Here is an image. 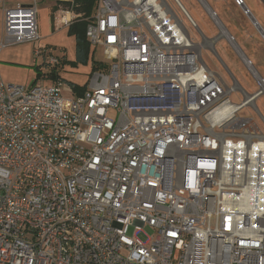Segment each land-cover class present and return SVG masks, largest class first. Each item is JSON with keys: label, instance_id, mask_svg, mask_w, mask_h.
Returning <instances> with one entry per match:
<instances>
[{"label": "built area", "instance_id": "2783aa9c", "mask_svg": "<svg viewBox=\"0 0 264 264\" xmlns=\"http://www.w3.org/2000/svg\"><path fill=\"white\" fill-rule=\"evenodd\" d=\"M0 6V50L39 41L37 0ZM85 37L103 66L80 94L0 73V264H264V130L238 115L264 122L249 62L254 93L207 66L212 40L167 0H97Z\"/></svg>", "mask_w": 264, "mask_h": 264}, {"label": "rangeland", "instance_id": "374dc122", "mask_svg": "<svg viewBox=\"0 0 264 264\" xmlns=\"http://www.w3.org/2000/svg\"><path fill=\"white\" fill-rule=\"evenodd\" d=\"M167 1L172 8L179 13L180 17L183 18L186 27L189 29L191 38L195 42H202L204 37L212 40L217 54L209 47H205L202 50L203 60L210 69L220 74L229 86L233 85L235 79L248 93L256 92L261 86L256 84V80L251 75L252 71L254 72L252 73L253 75H257L256 79H258L260 83L263 82L262 85H264L263 78H261L260 74H258L252 64L246 59L244 55L245 53L243 54L235 42L236 40L239 43L244 52L248 51V45H252V42L251 40H248V37H246L247 40L242 37L238 27H236L237 29L235 28L236 30L232 28V25L235 26L237 18H239L238 20L242 25L246 26L247 31L245 34L256 36L255 32L258 33L248 17L243 13L242 6L237 5L234 0H226V4L231 7L232 11H234L232 14L227 9L221 8L222 0L211 1L213 12L230 28L233 34L231 36L228 33L229 31L227 28L221 23L215 14V19L211 17L208 10L209 8L204 0H179L181 5L194 20L199 30L189 25L188 20H186L174 0ZM245 3L256 14L261 24L264 26L263 0H245ZM38 7L39 11L37 20L39 32H41V21L45 19L46 28L49 24L46 23L47 11H43L40 8V4ZM49 27L51 28V25ZM221 27H223L225 31H228L226 32V35L219 36ZM258 35L260 36L259 33ZM259 44L261 46L260 53H263L264 42H259ZM34 47L40 49L41 54L35 56L31 44L24 46L23 50L20 52L15 51L18 53V55H15V59L18 63H15L11 67L10 70L13 78L11 82L8 83L20 85L28 90L34 85H50L51 83L60 80L64 84L63 94L65 97L74 95L72 93L73 89L70 87L71 83L79 87H82L87 83L92 72V58L96 60L102 57L100 48L91 47L87 61L79 60L76 38L69 33V30L66 27L54 29L53 31L50 29L45 37H42L39 41L35 42ZM238 52L243 54L244 58L238 56ZM52 56L58 58V64L50 65L49 62ZM246 62H249L250 64L251 73L247 69ZM243 99L244 96L241 91L234 92L230 96V100L235 104L241 103ZM256 106L264 117V94L257 98ZM238 115L253 118L257 124L262 125V129L264 130V122L261 116L255 109H253V107H251V105L244 106L238 112Z\"/></svg>", "mask_w": 264, "mask_h": 264}, {"label": "crops", "instance_id": "0c3cea01", "mask_svg": "<svg viewBox=\"0 0 264 264\" xmlns=\"http://www.w3.org/2000/svg\"><path fill=\"white\" fill-rule=\"evenodd\" d=\"M5 1H6V5H13V4L17 3V2H20V3H23V4H31L33 2V0H5ZM64 1H71V0H37V15H38V11H39L38 5L40 4V8L43 11H45V10L47 11V13H46V23L49 24L48 27L46 28L45 21H44L45 19L41 21V25H40L41 32H39L40 39L42 37H45V35H47V33L49 32L50 29H52V31L54 29H59V28H57L55 26V20H56V18L58 16V13H60L61 8H63V4H60L59 2H64ZM204 1L207 4V7L213 12V8H212V5H211V1H213V0H204ZM263 2H264V0H263ZM245 5L248 7V9L252 13V15L256 18L258 23L264 29V26L261 24L260 20L256 16V14L250 9V7L246 3H245ZM221 8L227 9L232 14L234 12V11H232L231 7L226 4V0H222V7ZM185 11H186V9H185ZM186 13L191 18V16L189 15V13L187 11H186ZM215 15L221 21V23H223V21L219 18V16L217 14H215ZM238 19L239 18H237V21L235 22V26L232 25V28L235 29L236 27H238L239 28V32L241 33L242 37L245 38V39H246V37H248V40L249 41L251 40V42H252L251 44L252 45H248L247 46V50L248 51L244 52L242 47L239 45V43L234 39L235 42L237 43V45L239 46V48L243 52V54L245 53L244 55H245L246 59L251 64H252V62H251L252 57H251L250 54L253 53L254 58L257 60L256 66L260 67V68H262L264 70V59H263L264 52L260 53V51H261L260 47L261 46L259 44V41L258 42L255 41L254 40L255 36H253L252 34H250V35L249 34H245L246 31H247V28H246V26L242 25L241 22ZM37 23H38V20H37ZM50 25H51V28L49 27ZM223 25L229 31V32L228 31H226V32H228L232 36L233 34H232L230 28L228 26H226L224 23H223ZM66 28H68V27H66ZM196 28L199 30L198 26ZM38 31H39V28H38ZM2 34H3V11H2V8L0 6V40H1ZM255 34H256V32H255ZM219 36H220V34H219ZM205 39H207V38L204 37L203 41ZM27 44H31L33 46V52H34L35 43H26V44H21V45H18V46L7 47V48H4V49L0 50V73H1V75H2V77H3L5 82H11L13 76H12V73H11L10 69L15 63H18V61L15 59V55H18V53H16L15 51H19L20 52L21 50H23L24 46H26ZM207 47L210 48V46H207ZM210 49L215 52V47H214V50L212 48H210ZM252 66L255 68V70L258 72V74H260L259 71L256 69V67L253 64H252ZM260 76H261V74H260ZM261 78H262V76H261ZM239 85L241 86L240 83H239Z\"/></svg>", "mask_w": 264, "mask_h": 264}, {"label": "trees", "instance_id": "16d2710c", "mask_svg": "<svg viewBox=\"0 0 264 264\" xmlns=\"http://www.w3.org/2000/svg\"><path fill=\"white\" fill-rule=\"evenodd\" d=\"M59 3L63 4V7L79 15L77 19L74 20L68 26V30H69V33L71 35H74L76 38L78 59L81 61H87V59L89 58V52H90L91 45L89 44V42L87 41L85 37V29H86V25H87L89 18H91L95 12L97 0H71V1H64V2H59ZM254 40L257 42L258 41L264 42L262 38L258 35V33H256ZM250 55L252 57L251 59L252 64L256 67V69L259 71L262 78L264 79V70L256 66L257 60L254 58L253 53H251ZM92 59H93L92 66H91L92 71L99 69L100 67L103 66V64L98 59L96 60L94 58ZM71 86H72V89L76 92V94L82 93L83 90L85 89V85L82 87H79L71 83Z\"/></svg>", "mask_w": 264, "mask_h": 264}, {"label": "water", "instance_id": "95a60500", "mask_svg": "<svg viewBox=\"0 0 264 264\" xmlns=\"http://www.w3.org/2000/svg\"><path fill=\"white\" fill-rule=\"evenodd\" d=\"M241 8H242L243 13L248 17L251 24L254 26V28L258 31V33L260 34V36L264 40V29H263V27L258 23L256 18L252 15V13L250 12V10L248 9V7L245 4L242 5Z\"/></svg>", "mask_w": 264, "mask_h": 264}, {"label": "bare ground", "instance_id": "6f19581e", "mask_svg": "<svg viewBox=\"0 0 264 264\" xmlns=\"http://www.w3.org/2000/svg\"><path fill=\"white\" fill-rule=\"evenodd\" d=\"M220 36H222V35H226L227 33H226V31L224 30V28L223 27H221L220 28ZM263 89H264V85H263V87H262Z\"/></svg>", "mask_w": 264, "mask_h": 264}]
</instances>
